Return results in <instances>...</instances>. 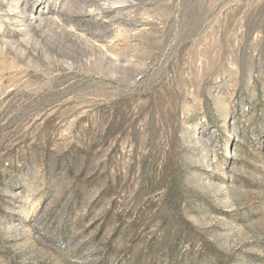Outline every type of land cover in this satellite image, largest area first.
I'll use <instances>...</instances> for the list:
<instances>
[{
  "label": "rangeland",
  "instance_id": "obj_1",
  "mask_svg": "<svg viewBox=\"0 0 264 264\" xmlns=\"http://www.w3.org/2000/svg\"><path fill=\"white\" fill-rule=\"evenodd\" d=\"M0 264H264V0H0Z\"/></svg>",
  "mask_w": 264,
  "mask_h": 264
}]
</instances>
